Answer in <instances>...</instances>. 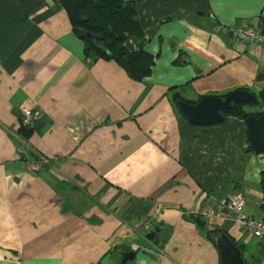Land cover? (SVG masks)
Wrapping results in <instances>:
<instances>
[{"label": "crops", "instance_id": "obj_1", "mask_svg": "<svg viewBox=\"0 0 264 264\" xmlns=\"http://www.w3.org/2000/svg\"><path fill=\"white\" fill-rule=\"evenodd\" d=\"M124 1L141 29L125 50L154 57L140 82L85 59L54 0H0V264H121L128 252L124 264H219L214 234L242 249L254 238L233 215L201 211L239 193L257 210L242 213L264 218V153H252L245 120L196 126L178 107L236 90L259 99L264 47L217 29L263 30L264 0ZM23 108L40 116L20 130ZM39 155L49 164L29 171ZM256 241L247 255L262 254Z\"/></svg>", "mask_w": 264, "mask_h": 264}, {"label": "trees", "instance_id": "obj_2", "mask_svg": "<svg viewBox=\"0 0 264 264\" xmlns=\"http://www.w3.org/2000/svg\"><path fill=\"white\" fill-rule=\"evenodd\" d=\"M54 1L59 3L67 13L72 32L83 44L85 59L91 62L97 60L113 62L134 82H140L150 75L154 64L153 55L144 50L127 52L123 46L129 36L141 35L132 2L124 0ZM260 31L264 32V29ZM258 96L259 99L255 97L251 103L233 105L225 112V115L242 120L249 115H263L264 111L254 113L246 111V109L264 106V89ZM20 130L24 129L20 128ZM239 249L243 256V249L241 247ZM243 259L245 264H250L244 257ZM251 264L254 263L251 262Z\"/></svg>", "mask_w": 264, "mask_h": 264}, {"label": "water", "instance_id": "obj_3", "mask_svg": "<svg viewBox=\"0 0 264 264\" xmlns=\"http://www.w3.org/2000/svg\"><path fill=\"white\" fill-rule=\"evenodd\" d=\"M255 100V96L247 90H236L225 97H203L195 103L180 101L178 107L184 117L196 126H211L221 123L224 120L225 112L235 104L251 103ZM247 125V140L250 144L252 153H264V114L259 116L249 115L245 119ZM262 190L261 206L264 210V171L260 181ZM63 212L71 215H81L82 219L89 222H97L94 214H89L87 217L84 214L88 210L83 211L81 208H76V204L72 205L61 199L58 201ZM84 206V205H83ZM99 226V225H98ZM158 230L155 229L145 235V239L151 241ZM212 245L219 256V264H245L241 250L233 243L226 233H218L212 236ZM134 252L125 253L122 256L121 264L132 260Z\"/></svg>", "mask_w": 264, "mask_h": 264}, {"label": "built area", "instance_id": "obj_4", "mask_svg": "<svg viewBox=\"0 0 264 264\" xmlns=\"http://www.w3.org/2000/svg\"><path fill=\"white\" fill-rule=\"evenodd\" d=\"M222 34L231 35L236 40L243 43L256 44L264 47V32L251 26H218L217 29ZM40 111L38 109H21L20 127L28 129L32 123L38 119ZM49 164V158L39 155L37 158L28 163V169L31 172H37ZM245 204L244 197L237 193L227 195L218 205L217 210H203L201 216L210 218L211 216L225 217L233 215L234 221L243 228L251 237L258 240L264 246V218H255L246 216L242 213Z\"/></svg>", "mask_w": 264, "mask_h": 264}, {"label": "rangeland", "instance_id": "obj_5", "mask_svg": "<svg viewBox=\"0 0 264 264\" xmlns=\"http://www.w3.org/2000/svg\"><path fill=\"white\" fill-rule=\"evenodd\" d=\"M256 212H257V210L255 209L253 204L250 202V200H247L246 203L244 204V207H243V213L253 215V213H256ZM242 241H243V239H241V242ZM243 244H244L243 250L245 252V253L244 252L243 253H244V256L246 257L247 262H249L250 264H251V262L254 264H264V262H263L264 261V255H262V254H264V246L261 243H259V245H260V249H261L262 254L260 253L259 256H257L256 254H253V256H251V255L249 256L246 253L247 249L255 250L257 248L256 239H250V240L244 242Z\"/></svg>", "mask_w": 264, "mask_h": 264}]
</instances>
